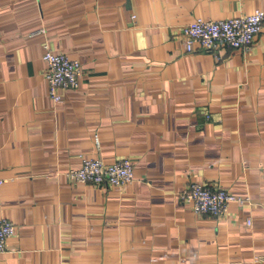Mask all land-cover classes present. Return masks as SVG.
<instances>
[{"label": "crops", "instance_id": "obj_1", "mask_svg": "<svg viewBox=\"0 0 264 264\" xmlns=\"http://www.w3.org/2000/svg\"><path fill=\"white\" fill-rule=\"evenodd\" d=\"M264 0H0V264H264V23L248 48L182 26ZM135 14V17L132 15ZM44 28L45 32H39ZM78 57L55 101L44 43ZM134 160L124 185L75 181L84 157ZM198 181L249 201L198 213Z\"/></svg>", "mask_w": 264, "mask_h": 264}, {"label": "built area", "instance_id": "obj_2", "mask_svg": "<svg viewBox=\"0 0 264 264\" xmlns=\"http://www.w3.org/2000/svg\"><path fill=\"white\" fill-rule=\"evenodd\" d=\"M135 17V14L132 15ZM264 23V9L223 18L197 17L182 26L185 48L193 50L195 43L207 48L223 45L250 48L255 36ZM41 28L39 32H45ZM43 58L47 63L46 76L49 91L55 101L63 99V90L77 88L84 73L82 62L78 57L56 51L48 41L44 43ZM67 175L75 181L94 184L124 185L136 178L133 158L127 156L108 163L100 157H84L78 167H71ZM6 178L0 176V185ZM180 198L191 205L198 213L220 215L228 206L238 201H249L248 196L239 195L228 188L213 186L194 181L180 192ZM15 223L6 216L0 217V251L8 247L10 237L15 233Z\"/></svg>", "mask_w": 264, "mask_h": 264}]
</instances>
